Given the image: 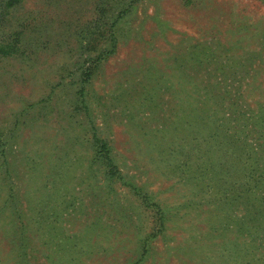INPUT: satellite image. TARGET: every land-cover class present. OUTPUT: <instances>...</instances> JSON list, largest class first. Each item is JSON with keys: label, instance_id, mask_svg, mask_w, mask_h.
<instances>
[{"label": "rangeland", "instance_id": "374dc122", "mask_svg": "<svg viewBox=\"0 0 264 264\" xmlns=\"http://www.w3.org/2000/svg\"><path fill=\"white\" fill-rule=\"evenodd\" d=\"M12 223L27 264H264V0H0Z\"/></svg>", "mask_w": 264, "mask_h": 264}, {"label": "trees", "instance_id": "16d2710c", "mask_svg": "<svg viewBox=\"0 0 264 264\" xmlns=\"http://www.w3.org/2000/svg\"><path fill=\"white\" fill-rule=\"evenodd\" d=\"M211 130L212 129L208 131V134L205 133L204 135H207V141H205V144L211 145L212 147L215 145L217 147L220 146V151L223 149L222 156L226 154L227 157L231 156L229 153L233 154L236 150H239L237 143L229 136H225L227 134L230 135L228 132L223 135L216 131L210 132ZM95 142L96 147L98 148L95 156H97V158H99V160H101L103 165L106 167V179L109 181H112L113 179H121L119 170L114 165L111 150L107 146L106 142L98 139H95ZM210 152L213 153L212 149ZM222 156L217 157L220 159ZM149 198V196L145 195L142 202L145 204ZM151 208L155 213H157L159 218L158 221L161 223L162 219L165 218L163 213L164 209L155 203L151 204ZM30 229L31 227L27 224L18 225L15 223H12L9 228L5 227V229H3L4 232L0 233V241L5 243V245L9 248V251L4 258H0V264H3L6 260L9 261V259L12 261V264H27L28 252L30 251V247L33 245V239L29 235Z\"/></svg>", "mask_w": 264, "mask_h": 264}]
</instances>
